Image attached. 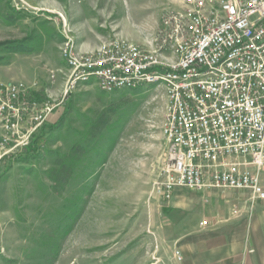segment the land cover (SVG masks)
<instances>
[{"label": "rangeland", "instance_id": "rangeland-1", "mask_svg": "<svg viewBox=\"0 0 264 264\" xmlns=\"http://www.w3.org/2000/svg\"><path fill=\"white\" fill-rule=\"evenodd\" d=\"M180 1L0 0V84L60 102L65 42L156 47ZM165 109L157 86L104 93L89 82L62 97L31 144L0 159V264H202L211 223L231 228L246 201L264 223V200L244 192L156 194ZM242 240L215 264H264V225Z\"/></svg>", "mask_w": 264, "mask_h": 264}, {"label": "built area", "instance_id": "built-area-1", "mask_svg": "<svg viewBox=\"0 0 264 264\" xmlns=\"http://www.w3.org/2000/svg\"><path fill=\"white\" fill-rule=\"evenodd\" d=\"M158 41L113 38L82 52L65 42L61 101L89 82L104 93L161 87L166 152L156 194L234 190L264 200V0H181L165 12ZM60 102L0 84V159L27 148Z\"/></svg>", "mask_w": 264, "mask_h": 264}, {"label": "crops", "instance_id": "crops-1", "mask_svg": "<svg viewBox=\"0 0 264 264\" xmlns=\"http://www.w3.org/2000/svg\"><path fill=\"white\" fill-rule=\"evenodd\" d=\"M250 207L251 205L248 206L246 201V204L241 207V217L237 218L235 224L224 232H215L216 228L214 227L216 225L210 224L205 236L206 251L203 254L202 264H215L217 261L233 256V250H242L244 248L242 240L244 234L248 232L250 234L256 233L259 227L264 225L262 220H259L255 208L253 206ZM262 217H264V214H262ZM252 247L255 249L262 248L258 244H253Z\"/></svg>", "mask_w": 264, "mask_h": 264}]
</instances>
